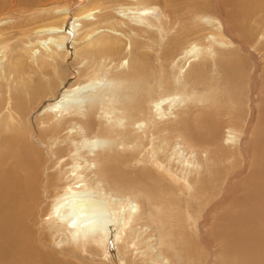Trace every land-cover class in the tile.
I'll return each mask as SVG.
<instances>
[{
	"label": "bare ground",
	"instance_id": "1",
	"mask_svg": "<svg viewBox=\"0 0 264 264\" xmlns=\"http://www.w3.org/2000/svg\"><path fill=\"white\" fill-rule=\"evenodd\" d=\"M189 1H193L194 7L186 8L188 16L198 15L208 8L204 4L200 6L198 0ZM217 2L215 9L219 19L223 18L222 8L229 6L227 16L236 26L245 27L247 19L264 13V0ZM59 9L57 6L53 10ZM10 10L0 4V17ZM236 10L241 13L240 20H236ZM244 27L243 37L261 38L257 44L262 47L258 51H264V17L258 18L248 35ZM62 31V27L56 25L46 26L38 31L48 36L40 43L56 47L66 39L60 36ZM214 34L217 37L228 34L227 27L217 28ZM178 41L179 38H173L156 53L155 61L160 69L149 64L150 54L139 51L134 56L137 66L124 80V83L132 84V93L126 96L123 116L106 121L109 126L99 121L105 115L100 99L85 95L89 89L91 91L93 83L77 85V88L65 83L61 90L55 88L54 95L46 96L47 85H51L53 79L46 80V86L22 78L13 87L14 79L8 81V91L0 92V264H94L95 257L111 244H116L119 250L122 233L128 235L131 244L137 239L144 241V264H164L168 262V255L172 260L195 264L194 258L198 255L194 244L175 231L184 219L181 212L186 204L198 215L197 242L208 250L210 261L219 258V264H264V134L257 133L258 136L256 134L247 145L242 138L233 152L222 142L220 123L212 114L221 112L220 116L224 118L230 115L226 103L235 102L232 87L240 78L235 58L225 60L215 55V59H211L208 50L201 52L195 64V67H203L202 72L209 71L212 62L225 68L224 78L231 82H225L227 90L223 94V106L213 103L211 111L201 109L204 112L176 119L170 130L155 128L150 134L152 139H148L153 147L149 155L142 158L145 165L152 167L132 168L130 162L135 160L132 158L122 161L123 166L115 163L113 142L119 135L116 132L112 137L109 130L113 126L131 120V113L154 117L163 114L164 107L171 110L172 100L161 96L162 90H157V96L151 92L154 85L160 89L171 87L165 67L176 56L174 48ZM90 47L87 55H93L98 61L99 54L102 57L101 53L114 50L115 42L95 40ZM49 57L42 58L40 65L36 63L41 72L57 69V54L53 52ZM253 62H256V73L252 87L248 89L251 95L256 91L255 79L259 72L255 57ZM21 68L20 55L14 56L3 74L7 70L14 78ZM192 82L194 89L207 87L203 77H193ZM1 83L0 87H4ZM208 88L212 89L210 85ZM261 94L263 112L264 80ZM49 96L51 103L43 106L42 99H49ZM152 97L156 100L152 101L153 109L147 112V103ZM26 100L34 105L32 110L25 107ZM250 101L254 104L253 99ZM37 113L39 116L35 117ZM158 117L152 122L156 123ZM147 136L146 128L141 133L126 131L125 141L119 142V146L140 153L146 147L143 140ZM71 152L75 155L70 162H61L60 176L50 172ZM232 159L235 162L230 163ZM162 163L169 169H163ZM82 165H87L88 171L90 166L93 169L86 170L88 173L83 175L84 169L77 172ZM65 172H68L66 179L62 176ZM164 173L173 176V182L166 179ZM174 174H184L193 185V192H184L181 185L175 183L180 179ZM55 189L60 191L54 194ZM47 202L49 207L43 215V206ZM82 249H85V255H82ZM113 257L112 254V262Z\"/></svg>",
	"mask_w": 264,
	"mask_h": 264
},
{
	"label": "rangeland",
	"instance_id": "2",
	"mask_svg": "<svg viewBox=\"0 0 264 264\" xmlns=\"http://www.w3.org/2000/svg\"><path fill=\"white\" fill-rule=\"evenodd\" d=\"M198 1L201 3L200 6L204 4L208 8L206 10L203 9L198 15L188 16L186 8L188 6L194 7V4L192 6L193 1L189 0H20L19 2L17 0H0V4L5 8L11 9L8 13L3 12L0 17V83L2 82L1 84L4 85V87H0V92L1 90L8 91V81L11 82L14 79L12 83L14 87L18 82L22 81V78L28 79L35 84L41 83L44 86L47 85L46 80L53 79L54 82L52 81L51 85H47L48 93L46 96L49 93L50 96L54 95L55 88H60L59 90H61L64 88L65 83H69L70 86L72 85L75 88L93 83V88H91V91L89 89L85 95L90 98L100 99L103 114L105 115L100 117L99 121L109 126L106 121L113 119L115 116H123V108L127 106L126 96L132 93V84L128 81L124 83V80L128 79L131 71L137 66V59L134 56L139 51L144 54H150L149 64L156 69H160L159 64L155 61L156 53L160 52L161 47L173 38H179L180 42L178 41V45L174 48V52L177 54L175 53L176 56L170 62L171 64L169 63L165 67V75L170 78L171 87L160 89L154 85L151 92V95L156 94L157 96V90H162L161 96L172 100L171 105L173 106L171 110L164 107L163 114H155L154 117H160L157 118L156 123L152 122L153 116L151 117L148 114L143 117L138 115V113H131L129 117H132V119L124 120L119 126H113V123H110V126H113L109 130V132H112L111 135L113 134L112 137L114 138L116 134L119 135L117 137L118 140L116 139L113 142L115 163H122L121 165L123 166V162L132 158L131 160L135 159L130 162L132 168L152 167L151 164L145 165L146 163L142 162V158L148 156L153 147L148 139H152L150 134L155 128L170 130L172 123L176 119L204 112L201 109L211 111V109H214L215 103L223 106L225 102L223 94L227 90L225 82H231L229 78H224L225 74H227L225 68L215 65L214 62L211 63L209 71L206 72H202V66L195 67L201 52L208 50L210 52L208 51L207 53H209L208 55L211 59H215V55L219 56V59L225 58V60L235 58L240 68L239 81L235 82V86L233 85L232 87V93H235V102L226 103L230 109V115L224 118L220 116L221 112L214 113L212 111V114H215V118L220 123L219 133L222 137V142L230 146L234 152L233 148L242 138L245 139L244 142L247 145L255 138L257 133L264 134V111L262 112V102L260 101L262 97L261 84L264 80V51H258V48L262 46L257 44L261 38L251 37L245 39L242 35L244 26H236L234 21L227 16L229 6L222 8L221 15L223 18L219 19L215 7L216 4H219L217 1L221 3L223 0ZM57 6L60 9L56 13L53 9ZM83 13L84 15L78 16ZM235 14L236 20H240V11L236 10ZM260 17L263 18L264 13H257L253 19H247L244 27L247 35ZM48 25H56L58 28L62 27L63 31L60 36L66 37L65 41H60L61 43L59 42L56 47L40 43L41 40L47 39L48 36L46 33H38V31L45 29ZM224 26L227 27L228 34L217 37L214 34L216 29L221 30ZM234 26L236 27L234 28ZM95 40L113 41L115 42V48L108 54L101 53L102 57L99 54L97 58L100 59L95 61L93 55L91 57L87 55V51L92 49L90 46ZM246 40H252L253 42H247ZM135 44H137V47ZM245 46L246 48L244 49L243 47ZM52 51L57 54V69H48L41 72L38 68V65L42 62L41 59H50L49 55L53 54ZM24 52L25 55L23 54ZM19 55L23 68L20 69L17 77L13 78V75L9 74L7 70L4 75V68L8 66L14 56L18 57ZM253 57L257 59L259 72L257 79H255L256 91L254 95H251L248 89L250 86L252 87L256 73V62H253ZM36 63L39 64L37 65ZM20 75L22 76L20 77ZM198 76L207 80L206 85H204L207 86L206 89H194L192 87V78ZM208 85L212 89L208 88ZM6 97H9V93H6ZM155 98L152 97L148 101L147 112L153 109L152 101L156 100ZM50 99L52 98H43V106L51 103L50 101L48 102ZM250 99L254 100V104L251 103ZM25 107L27 110H32L34 105H31L26 100ZM37 116H39L38 113L35 117ZM145 128L148 136L143 140L146 147L142 152H134L131 149L119 146V142L125 141L126 131H130L131 134L141 133ZM129 142L130 140L127 141V144ZM179 151L181 150L179 149ZM86 154L84 153V156ZM74 155V152L69 153L66 156L67 158H62V161L60 160L50 172H56L58 174L56 175L60 176L62 174L60 166L63 164L61 162L65 160L70 162ZM187 158L190 161L192 160V157L189 158L187 156ZM233 162L235 161L232 159L230 163ZM162 164L163 169H169L165 163ZM82 166H80L82 168L78 167V169L80 168L79 171H77L78 169L76 171L85 170L83 175L93 169L90 166L88 171L86 169L87 165ZM68 167H74V165H68ZM64 174L62 176L66 179L68 172ZM163 175L169 181L175 179L165 173ZM174 176L180 179V181L175 183L178 186L181 185L180 187L184 192H193V185L190 184L189 179L184 174L180 176L174 174ZM238 178L241 179V177ZM59 191V189H55L53 193L55 194ZM48 207L49 202L43 206V210H45L43 215L46 214ZM183 207L181 213L184 219L181 224L178 225L177 221L173 222L178 225L175 231L183 234L187 241L194 244V251L198 255L194 258L195 264H213V262L214 264H219L221 260L215 258L210 261L208 250L206 251L205 247L203 248L197 242L199 233L198 215L192 212V208L188 204ZM189 233L191 234L189 235ZM139 240L137 239L134 241L135 244H131L128 235L122 233V239L118 242L119 250L116 244H111L106 249L107 251L103 250L100 253L102 257L100 255L95 257L98 262L95 259L96 261H93L94 264H102V262L103 264H144L145 256L143 251H145V245L143 244L144 241L139 242ZM116 249L118 250L117 252ZM81 253L85 255V249H82ZM112 254L114 255L113 262L111 261ZM116 254L119 255L117 256ZM167 260L168 262L166 261L167 263L165 262L164 264H186L183 260L178 262L175 259H170L169 255ZM76 263L78 264V262Z\"/></svg>",
	"mask_w": 264,
	"mask_h": 264
}]
</instances>
